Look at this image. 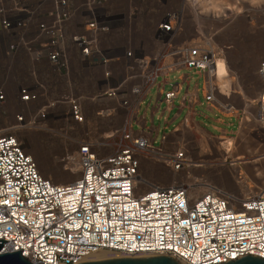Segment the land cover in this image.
Here are the masks:
<instances>
[{"label": "built area", "instance_id": "built-area-1", "mask_svg": "<svg viewBox=\"0 0 264 264\" xmlns=\"http://www.w3.org/2000/svg\"><path fill=\"white\" fill-rule=\"evenodd\" d=\"M182 30L171 0H0V122L20 127L0 135V255L19 251L32 264L101 251L181 264L264 259V190L236 201L215 188L196 196L184 184L143 180L140 192L142 160L186 165L185 151L154 148L138 118L157 80L160 92L170 74L195 71L206 76L207 103L220 93L213 79L226 47L184 40ZM258 74L264 82V62ZM178 91L163 94L166 107ZM256 105L264 130V91ZM93 121L112 129L90 137ZM38 125H65L60 135L83 127L71 183L43 176L27 151L22 130Z\"/></svg>", "mask_w": 264, "mask_h": 264}, {"label": "rangeland", "instance_id": "rangeland-1", "mask_svg": "<svg viewBox=\"0 0 264 264\" xmlns=\"http://www.w3.org/2000/svg\"><path fill=\"white\" fill-rule=\"evenodd\" d=\"M218 1L223 2V4H231L238 0ZM258 2V4L253 5L249 0H243L240 5L237 4L240 11L235 14L232 19L233 22L230 21L229 24L228 20L231 18V14H234L228 10L226 11L229 14L228 18L225 21L218 22L211 20L210 14L203 12L200 4L198 5L195 0H171V11L178 13L182 21V38L184 40L189 41L191 38H199L200 35L203 40L199 41L206 42L207 39L212 41L217 51L223 46H229L228 44H231L234 48L233 51L226 52L225 50L223 52L224 56L227 57V63L229 61L228 67L232 73V76L229 77H231L230 80L233 79V82H229V80L227 83L223 79L222 82L225 87L227 85L226 88H229V85L235 87L233 90L235 94L231 93L229 96L230 98L235 96L231 101L236 104H239L236 92L243 95L244 91L246 94L243 96L247 107L245 110L243 109V113L240 115L242 119L238 130L236 131L237 126L234 121L235 125L229 129L237 137L230 138L235 140V148L232 152L233 156L226 158L221 145L228 138H166L160 146V137L163 134H169L181 121L180 117L171 125L166 126L164 124L166 117L170 120L175 112L165 113L161 116L160 113L165 108V105L162 104L160 110L154 116V126H159L160 131L159 138L156 139L153 147L158 148L160 146L162 151L169 154L185 151L186 165L178 171H172L162 160H142L140 174L143 175V180L149 182V184L156 183L168 186L179 183L190 185L191 190L198 191L195 192L196 196L212 188L232 195L237 192L238 188L243 187L242 182H248L253 186L262 185L256 177L258 174L256 169L264 172V130L263 126L256 120V102L253 103V106H250L252 101H257L259 95L264 91V82L257 75L259 64L264 60V12L262 11L264 0ZM182 74H187V72L180 71L170 74L167 78L170 83L165 87V91H169L175 83H180L177 78ZM224 74V72L219 74V78ZM190 75L193 80L189 91H192L195 84H198L199 98L202 100L203 79L196 75L193 76V74ZM159 82H161V79L157 80V83ZM183 88L185 89V86ZM221 94L223 93L221 92ZM152 96H155L154 89L150 92L146 104ZM218 97H221V95L216 94L215 99ZM144 107L141 109V113ZM195 110L211 116L210 113L204 111L203 106H197ZM233 114H238V111L235 110ZM147 115L149 119L150 111L147 112ZM11 117L12 115L8 117V121ZM201 122L203 121L201 120ZM5 128L9 129L10 127L0 122V131ZM60 128L65 129L67 127L62 125L58 128L48 127L44 129L38 125L22 130V132H26L22 133L23 138L21 139L24 141L27 151L34 156L40 173L50 179L52 177H49L44 170L40 158L47 164L60 166L63 170L66 168L64 162L66 156H71L77 152L79 145L84 140V138H81L84 131L83 127L75 126L76 132L66 130L63 135L57 132ZM50 129L56 132L52 133ZM134 129H137V127H134ZM6 133L8 132H0V135ZM240 157L242 159L238 160ZM239 172H243L242 177H239ZM68 175L69 171H63L64 178ZM77 176L76 173L69 181H74ZM144 190L145 187L142 186L140 192ZM104 257H109V255L106 253Z\"/></svg>", "mask_w": 264, "mask_h": 264}, {"label": "crops", "instance_id": "crops-1", "mask_svg": "<svg viewBox=\"0 0 264 264\" xmlns=\"http://www.w3.org/2000/svg\"><path fill=\"white\" fill-rule=\"evenodd\" d=\"M262 11L264 12V8H262ZM228 45L229 46H223L226 47V52L231 50L233 51L234 48L231 46V44ZM225 59L227 63V57H225ZM262 62H264V60ZM228 64L229 61L227 63V66ZM226 69H227L226 72L228 71L229 76L230 75L232 76L229 67H227ZM258 69H257V75L260 78L258 74ZM181 71H185L187 72V74L179 75L177 79L180 80V83H175L173 85V86L178 85L179 91L175 96V98L172 99L169 107H166L165 103L163 102V94L170 92L173 87L171 86L169 91H165V87L170 83L167 79L169 76L166 78L167 84L165 85L163 91L160 90L159 92V90H157V85L160 84L161 82L159 83L156 82V86L150 90V92L153 89L155 90V96H152L146 104L145 102L150 96V92H149V94L146 97V100L141 104L138 113V118L143 117L145 119L144 133H147L150 136L149 139L152 141V143L154 144L156 139L159 138L160 128L159 126L158 127L154 126V120H155L154 116L160 110L162 104L165 105V108L161 111L160 113L161 116L164 115L165 113L170 114L173 111L175 112L170 120L168 119V117H166L164 121V124L166 126L171 125L174 121H176L180 117H181V121L179 122L178 125H176L172 129V131L169 134H163L160 137L161 138L160 146L162 145V143L165 141L166 138H236L237 137L235 136L236 134L234 135V132L229 131V129L235 125L234 122H236V126H237L236 131L240 127V121L242 119L240 115L243 113V109L245 110V108L247 107V104H245L246 102L245 97L243 96L246 93L243 90H242L243 95L238 94L236 92V95H238L237 98L239 100L238 102L239 104H236L235 102L231 101L232 99L235 98V96L231 98L229 96L231 93L235 94V92H233L235 87L229 85V88H226L227 85L225 87L222 82L221 86L223 85V87H221L222 90L221 92L223 94L219 93L221 97H218L217 99L213 100V102L207 103L205 101V92H204L206 76L197 74L195 71H187V70H181ZM190 74H193V76L196 75L199 78L203 79L202 100L199 98L198 84H195L193 90L189 91L190 84L193 80V77ZM225 74L224 77H222V79L225 82H227L230 80L231 77H225ZM184 77H188L189 79L188 83L183 81ZM183 86H185V89L183 88ZM197 106H203L204 111L210 113L211 116L205 115L201 112H197L195 110ZM143 107L144 109L141 113V109ZM235 110L238 111V114L236 115L233 114ZM148 111H150L149 119L147 115ZM201 120L203 122H201ZM137 121H138V125L134 124L132 127L134 134L140 133L141 124H143V121L141 120H137ZM86 127L89 130L90 137H99L102 133L108 132L112 129V127L109 126L105 121L104 122L93 121L87 124ZM134 127H137V129H134Z\"/></svg>", "mask_w": 264, "mask_h": 264}, {"label": "bare ground", "instance_id": "bare-ground-1", "mask_svg": "<svg viewBox=\"0 0 264 264\" xmlns=\"http://www.w3.org/2000/svg\"><path fill=\"white\" fill-rule=\"evenodd\" d=\"M241 1H243V0H238V1L231 3V4L230 3L223 4V2L218 1V0H195V2L198 5L200 4V7H201L203 12H208L210 14V19L213 21H218V22L219 21H225V19L228 18V16H229V14H227L226 11L228 10V11L232 12L234 15L231 14V16H230L231 18L228 20L229 24H230V21L233 22L232 19L235 17V14L239 13L240 9L237 7V4L240 5ZM258 1L259 0H249V2L252 3L253 5L258 4L259 3ZM203 44L208 48H211V49L215 48L214 43L208 39L206 42H203ZM227 67H228L227 64L222 59H219L216 62V74H215V78L213 79V83H214V86H217L220 94L222 91L220 88V86H221L220 82H222V77H224V75L221 78H219L218 75L223 73V72L225 73L227 70L226 69ZM225 77H229L228 71L226 72ZM229 82H233V79H231ZM254 102H256V100L255 101L253 100L252 103L250 104V106H253ZM19 129H20L19 126H13L12 128H10V130L12 132L13 131L16 132ZM22 129H24V128H22ZM221 148H222V151H223L224 155L226 156V158L233 156L232 152L235 148V140L230 139V138L225 139L224 143L221 145ZM40 159L42 160V161L41 160L40 161L42 162V165H43L46 173L49 175V177H52L54 179L53 180L51 178L53 180V182L56 181L55 183L59 184V185L70 183L71 181H69V179L72 178L74 175H76V173L78 171V158H77L76 152L73 153L71 156H69V155L66 156V158L64 159L66 168L63 170L58 165L52 166L50 164H47L42 158H40ZM241 159H242V157L238 158V160H241ZM62 168H63V166H62ZM65 170L69 171V175L66 178L63 177V171H65ZM256 171L258 172L256 177L259 179V181L262 185L261 186H256V185L253 186L248 182H242L243 187L238 188L237 192L232 194V196L234 197V199H236V201H239L242 198H246L250 194H258L259 192H262L264 190V177H263L264 172L259 171V169H256ZM242 173L239 172V177H242ZM139 177H140L139 181H140L141 186H142L144 184L143 183L144 177L142 174H139ZM187 186L190 189V193L192 195H196L195 192H198V191H196L195 189L191 190L192 187L190 185H187ZM207 191H209V189H207ZM106 253L108 254L109 252L101 251V252L94 254L93 257H104V255H106Z\"/></svg>", "mask_w": 264, "mask_h": 264}, {"label": "water", "instance_id": "water-1", "mask_svg": "<svg viewBox=\"0 0 264 264\" xmlns=\"http://www.w3.org/2000/svg\"><path fill=\"white\" fill-rule=\"evenodd\" d=\"M7 241L0 240L2 243ZM0 264H32L23 258L19 251L0 255ZM74 264H181L176 259L167 255H149L141 257H93L80 259ZM220 264H264V259L256 256H243L235 260H227Z\"/></svg>", "mask_w": 264, "mask_h": 264}]
</instances>
